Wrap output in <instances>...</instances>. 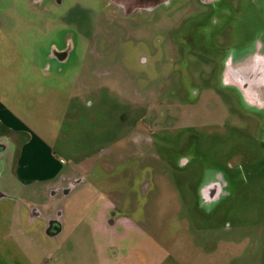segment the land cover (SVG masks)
Listing matches in <instances>:
<instances>
[{
  "label": "rangeland",
  "instance_id": "obj_1",
  "mask_svg": "<svg viewBox=\"0 0 264 264\" xmlns=\"http://www.w3.org/2000/svg\"><path fill=\"white\" fill-rule=\"evenodd\" d=\"M116 1L0 0V84L41 75L20 115L75 175L0 165V264H264V0Z\"/></svg>",
  "mask_w": 264,
  "mask_h": 264
},
{
  "label": "crops",
  "instance_id": "obj_2",
  "mask_svg": "<svg viewBox=\"0 0 264 264\" xmlns=\"http://www.w3.org/2000/svg\"><path fill=\"white\" fill-rule=\"evenodd\" d=\"M16 50L18 56L27 60L20 47ZM60 58L64 59V56ZM10 62L9 60L6 61L7 64ZM25 70L26 73L35 71L33 68H25ZM28 76L17 78L18 82L23 83H18L19 86L15 85L10 92L7 85L0 84V159H2L0 165H9V176L15 177L17 185L24 188L38 186L39 196L44 195L46 198L49 194H53V191L65 193L63 186L69 183L75 175L70 171H62L63 169L58 165H66V163L62 159L57 161L54 158L48 142L40 134L33 132L34 124L25 121L20 115L24 109L22 107L23 99L27 100L28 105L30 104L31 88L29 82L38 79L41 75L32 77L28 74ZM51 140H56V138L51 137ZM3 159L6 161L5 164ZM111 208L112 205H105L101 208L97 220H99V226L105 233L115 234L117 225L130 226V224L119 219L113 224L111 223V227H108L106 215ZM46 222V236L56 240L62 231L59 222L50 215L47 216ZM53 222L58 225L55 231H51L49 227V224Z\"/></svg>",
  "mask_w": 264,
  "mask_h": 264
},
{
  "label": "flooded vegetation",
  "instance_id": "obj_3",
  "mask_svg": "<svg viewBox=\"0 0 264 264\" xmlns=\"http://www.w3.org/2000/svg\"><path fill=\"white\" fill-rule=\"evenodd\" d=\"M141 2H140V4L139 5H141L142 3H144V0H140ZM148 1V0H147ZM116 3L117 4H123L124 6H126V7H129L130 9L131 8H135V7H137V6H139V5H134L133 3H131L129 0H117L116 1ZM62 57V56H61ZM263 71H262V73H263V76H262V73L261 72H259L260 73V76H262L261 78H264V68L262 69ZM49 227H50V230L51 231H55L57 228H58V225H57V223H50L49 224Z\"/></svg>",
  "mask_w": 264,
  "mask_h": 264
},
{
  "label": "bare ground",
  "instance_id": "obj_4",
  "mask_svg": "<svg viewBox=\"0 0 264 264\" xmlns=\"http://www.w3.org/2000/svg\"><path fill=\"white\" fill-rule=\"evenodd\" d=\"M259 75H260V73H259Z\"/></svg>",
  "mask_w": 264,
  "mask_h": 264
}]
</instances>
